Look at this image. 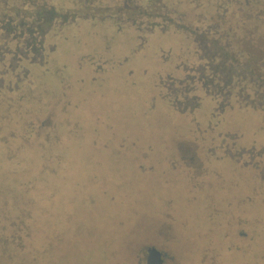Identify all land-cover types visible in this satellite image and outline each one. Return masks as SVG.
<instances>
[{
	"label": "rangeland",
	"instance_id": "374dc122",
	"mask_svg": "<svg viewBox=\"0 0 264 264\" xmlns=\"http://www.w3.org/2000/svg\"><path fill=\"white\" fill-rule=\"evenodd\" d=\"M219 1L246 26L264 11V0ZM93 24L89 38L78 26L55 37L47 63L29 68L32 81L0 90V230L18 223L39 254L29 264H145L151 245L163 264H264V184L246 188L263 181L264 163L223 159L204 182H185L171 156L193 157L200 172L201 144L174 138L193 131L191 120L153 113L158 79L191 63L184 37L157 31L142 45L133 30ZM70 82L80 89L72 109ZM247 128L236 146L264 148V121ZM215 168L228 173L225 188ZM239 227L248 239L235 241Z\"/></svg>",
	"mask_w": 264,
	"mask_h": 264
},
{
	"label": "trees",
	"instance_id": "16d2710c",
	"mask_svg": "<svg viewBox=\"0 0 264 264\" xmlns=\"http://www.w3.org/2000/svg\"><path fill=\"white\" fill-rule=\"evenodd\" d=\"M219 2L0 0V90H14L24 81H32L29 68L45 65L56 51L52 41L66 31L72 32L74 26H78V32L82 29L85 38H89L93 23L106 22L118 32L127 29L132 33L133 30L142 45L147 36L157 31L184 37L185 45L191 49V63L180 61L177 76L168 74L158 79V90L151 91L158 92L159 98L153 113L160 111L169 118L179 115L191 120L193 131L187 130L184 135L177 133L174 138L201 144L194 153L201 162L200 172L196 175L192 172L193 157L190 163L185 162V156L180 163L174 156L171 160L178 166L185 182L190 184H197L201 175L203 181L204 174L214 169V162H223V159L243 166L258 165L259 168L264 163L263 146L247 143L236 146V142L241 138L239 133L245 132V126L247 130L248 125L254 127L264 121V31L257 27L264 22L261 20L264 11L254 19L259 22L257 26H246L245 21L235 20L230 9L224 7L222 11V7L217 6ZM119 48L123 49V46L119 44ZM69 85L65 88L68 89L65 100L71 104L67 108L72 109L80 89L71 90L73 85L71 82ZM206 97L213 102L209 110L206 107L209 105L204 102ZM206 123L207 127L203 128L201 125ZM136 144L139 146V141L136 140ZM151 150V146H146L143 154H153ZM129 154L136 153L130 150ZM166 166L173 164L168 162ZM214 173L225 188L222 177L228 173L218 168ZM255 180L251 183L247 179L246 188L253 190L254 186L264 184V179L257 182L255 177ZM9 227L12 230L8 235L4 233L5 226L0 230V264L4 260L9 264L38 262L39 254L29 250L24 242L26 236L18 233V223H11ZM243 232V227L234 232L235 241L248 239ZM28 250L30 253H25Z\"/></svg>",
	"mask_w": 264,
	"mask_h": 264
},
{
	"label": "water",
	"instance_id": "95a60500",
	"mask_svg": "<svg viewBox=\"0 0 264 264\" xmlns=\"http://www.w3.org/2000/svg\"><path fill=\"white\" fill-rule=\"evenodd\" d=\"M164 257L162 252L151 245L146 248L145 264H163Z\"/></svg>",
	"mask_w": 264,
	"mask_h": 264
},
{
	"label": "crops",
	"instance_id": "0c3cea01",
	"mask_svg": "<svg viewBox=\"0 0 264 264\" xmlns=\"http://www.w3.org/2000/svg\"><path fill=\"white\" fill-rule=\"evenodd\" d=\"M204 102H206L209 106L206 105V107L209 109H211L213 107V102L208 98L206 97V99H204ZM209 111H207V114H208Z\"/></svg>",
	"mask_w": 264,
	"mask_h": 264
},
{
	"label": "flooded vegetation",
	"instance_id": "af4514ba",
	"mask_svg": "<svg viewBox=\"0 0 264 264\" xmlns=\"http://www.w3.org/2000/svg\"><path fill=\"white\" fill-rule=\"evenodd\" d=\"M146 251V250H145ZM163 254V253H162ZM163 257H164V254H163Z\"/></svg>",
	"mask_w": 264,
	"mask_h": 264
}]
</instances>
